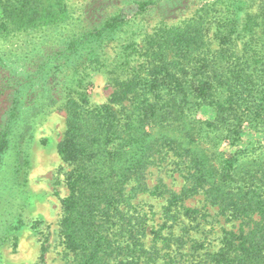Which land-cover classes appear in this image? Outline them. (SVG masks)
Instances as JSON below:
<instances>
[{"label": "trees", "instance_id": "obj_1", "mask_svg": "<svg viewBox=\"0 0 264 264\" xmlns=\"http://www.w3.org/2000/svg\"><path fill=\"white\" fill-rule=\"evenodd\" d=\"M249 1L214 0L178 23L168 24L169 16L138 45L120 40L133 18L123 7L111 11L115 3L103 17L88 4L72 16L64 0H0V172L12 148L15 179L24 178L23 141L27 146L44 116L64 110L56 144L70 168L69 194L60 200L63 264L176 262L183 256L173 241H187L183 230L176 237L171 231L177 216L205 219L206 205L239 224L222 231L217 249L193 242L190 264H264V145L258 153L241 145L243 134L264 129V4L252 18ZM139 4L142 17L150 6ZM15 37L24 38L19 48L2 47ZM94 72L107 73L113 90L92 106L86 93ZM204 106L212 119L197 118ZM150 168L179 173L180 190L160 176L149 185ZM140 194L165 199L151 225L154 212L133 203ZM196 195L201 209L184 206ZM7 229L0 218V234ZM46 251L42 243L40 263Z\"/></svg>", "mask_w": 264, "mask_h": 264}, {"label": "rangeland", "instance_id": "obj_2", "mask_svg": "<svg viewBox=\"0 0 264 264\" xmlns=\"http://www.w3.org/2000/svg\"><path fill=\"white\" fill-rule=\"evenodd\" d=\"M72 16H78L82 7L88 4L90 14L107 13L106 5L108 3L117 4L112 10L118 11L122 8L127 19H130L127 26L120 32V40L132 39L136 44L141 45V40L145 35L151 32L162 19L168 18L169 23H178L192 16L198 8L211 4L214 0H64ZM132 1V2H131ZM147 1L148 8L142 17L136 13L142 14L139 2ZM154 2L153 5H151ZM89 2V3H88ZM264 0H250L248 2L247 12L254 18L263 8ZM157 5V7H156ZM154 6V7H153ZM95 9L92 11V9ZM87 11V10H86ZM92 12V13H91ZM137 16H136V15ZM134 16L136 18H134ZM104 17V16H103ZM258 34L257 29L254 30ZM213 31L207 33L208 39L217 47V43L212 40ZM244 34V35H243ZM236 41L234 50L239 55L242 51V45L247 40V32ZM24 42L23 37H15L7 41L5 48L15 50ZM109 75L105 72H94L88 77V91L86 93L88 102L92 105L105 104L108 101L113 87ZM215 112L208 107H202L199 110L197 118L212 119ZM66 114L64 110L58 108L48 115L44 116L33 132V138L26 146V140L23 141V149L26 158L25 177L15 179L14 173L16 162H14V149H10V158L3 164L0 172V208L1 219L8 220L9 229L4 235L0 234V264H63L62 252L64 250L62 238L60 236L59 221L62 215L61 202L69 194V186L65 183V173L70 169L62 160L57 152L56 144L63 137L65 131ZM160 131L169 132L166 129ZM177 134V133H174ZM181 135V133H178ZM241 145L247 147L252 144L256 153L262 151L259 149L264 145V129L260 132H248L242 135ZM200 146L208 149L209 145L204 143V139L197 141ZM249 146V147H252ZM223 149L228 153H233L236 148H230L223 145ZM169 170V169H168ZM147 175V183L154 185L157 177H162L164 182L178 192L182 186V179L177 172L166 171L165 169L150 168ZM19 182V185L17 184ZM202 197L196 195L184 201V206L201 209L204 205ZM133 203L137 204L138 209L144 212H154L152 222H157L161 216L162 207L165 205V199L162 197H151L147 194H140ZM151 206V209L148 208ZM217 208L206 205L209 214L207 218L189 221L182 212L177 216L175 226L171 229L173 235L184 234L186 243L174 242L172 248H176V262L170 264H190L191 249L193 242L196 246L202 243L203 249L213 250L219 246L223 230L236 229L238 221L226 222L224 217H215ZM149 214V213H148ZM150 215V214H149ZM183 230V231H182ZM163 233L167 235L164 229ZM47 245V251L44 254V261L40 263V246ZM160 246V244H159ZM198 251L197 253H201ZM190 254V255H189ZM157 264H163L160 259Z\"/></svg>", "mask_w": 264, "mask_h": 264}]
</instances>
